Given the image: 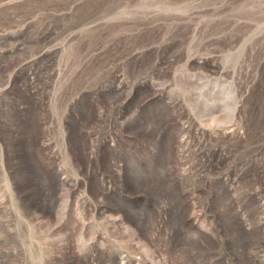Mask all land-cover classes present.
<instances>
[{
	"label": "rangeland",
	"instance_id": "1",
	"mask_svg": "<svg viewBox=\"0 0 264 264\" xmlns=\"http://www.w3.org/2000/svg\"><path fill=\"white\" fill-rule=\"evenodd\" d=\"M0 264H264V0H0Z\"/></svg>",
	"mask_w": 264,
	"mask_h": 264
}]
</instances>
